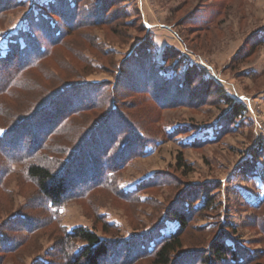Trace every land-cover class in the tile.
Here are the masks:
<instances>
[{"label": "rangeland", "instance_id": "obj_1", "mask_svg": "<svg viewBox=\"0 0 264 264\" xmlns=\"http://www.w3.org/2000/svg\"><path fill=\"white\" fill-rule=\"evenodd\" d=\"M64 1L0 0L1 56L15 48L13 42L24 45L27 29L43 44L33 29L38 13ZM69 1L80 7L79 19L106 13L103 20L110 21L83 26L65 38L28 74L32 92L0 97V264H61L58 243L65 230L76 227L122 244L113 254L128 256L130 248L148 252L162 237L180 231L174 209L188 216L180 234L186 257L177 264H201L197 258L209 254L219 228L228 224L243 248L263 252L253 264H264V0ZM45 15L60 25V19ZM139 47L145 60L152 54L158 63H164V50L172 53L167 69L158 70L160 78L180 77L189 66L198 80L184 94L173 91L178 80L160 86L164 106L159 104L157 87L152 89L158 78L138 70ZM64 80L100 86L99 100L105 101L102 108L73 117L69 135L60 141L72 146L114 108L146 144L127 156L112 181L97 185L90 174L72 192L87 190L56 205L40 197L36 182L1 149L10 151L16 140L4 137L8 115L24 113L32 105L27 100L35 102ZM234 106L242 107L239 114ZM117 154L118 147L113 157ZM205 189L214 203L200 210L198 196Z\"/></svg>", "mask_w": 264, "mask_h": 264}, {"label": "trees", "instance_id": "obj_2", "mask_svg": "<svg viewBox=\"0 0 264 264\" xmlns=\"http://www.w3.org/2000/svg\"><path fill=\"white\" fill-rule=\"evenodd\" d=\"M51 5L54 7L48 5L44 8L47 13L60 19V25L49 20L45 15L46 12H42L44 10L42 8L33 28L44 40L43 44L27 29L22 33L28 34L25 37L21 35L22 38L24 37V45H16V42H13L15 44L11 43V46H15L13 50L7 51L5 56H1L0 53V97L3 95L13 96L14 92L18 91L20 94L32 92L34 89L31 86V79L27 78L28 74L41 67L42 63L54 54L55 48L61 46L65 38L83 26L107 24L110 21L103 20L106 13L100 19L87 20V17L79 19L80 7L76 2L69 0H65L63 3L54 2ZM2 9L7 8L2 7ZM89 11L87 13L91 14L95 10L92 8ZM145 53L142 47L137 49L136 56L140 63L136 65L139 71L145 72L144 75L148 79L158 78V82L152 85V89L157 87L155 90H158L159 93L154 96L163 106L164 104L160 102V86L168 87L171 86L170 83L178 80V87H173V91L184 94L199 78V76H193L196 70L189 66L180 77L160 78L159 71L163 69L164 72V69H167V63H169L172 53L167 50L163 51L164 63L156 62L152 54L148 55L145 60ZM134 57L133 54L132 59ZM144 60L148 61L147 65L143 64ZM148 68L151 71L149 75H146ZM155 68H157L156 71ZM99 87L96 86L93 90L91 84L88 86L85 83L64 80L49 92L39 94V98H35V102L27 100L26 102H32V105L24 113L14 112V114L8 115L10 122L3 128L6 132L4 137L7 138L10 135L16 140H13L12 144L9 143L10 151L7 147L1 151L7 161L13 164L18 163L23 167L26 175L36 182L40 197L43 196L45 201L50 204L60 205L68 197L81 195L83 190H87L89 186L75 193L72 190L75 189L74 186L78 181L82 182L90 174L97 185L112 181V178L125 165L127 156L137 155L140 143H142V147L146 144L141 137L142 141H139L137 132L129 125L126 117L114 108L97 126H92L83 135H78L81 139L76 140L72 146H67L59 140L60 137H65L71 131L73 117L90 109L102 108L105 100H99L101 96L100 90L97 91ZM196 94L197 90H194L191 95L196 96ZM88 95H92L93 99H88ZM234 108V113L237 114L242 109L241 106H234ZM116 127H120V129L118 130ZM119 133L120 135H118ZM134 137H137V140ZM117 147L118 154L114 158V149ZM60 156H64L66 159L59 158ZM103 160L105 161L103 162ZM106 161L108 164H105ZM112 162L116 164H112ZM118 162L121 164H117ZM207 191L205 189L204 193L198 196V200L201 202L200 210L213 206L214 200L207 194ZM263 201L264 199L261 204ZM171 215L178 220L180 231L162 237L148 252L144 250L141 252L135 250L134 252L130 248L128 256L113 254L116 247L122 244L118 241L103 239L92 230L84 227H76L71 231L65 230L58 243L59 250L57 252L60 256L57 262H61V264H132L142 259L152 258L153 264H177L181 258L186 257L181 250L180 234L187 225L186 218L188 216L185 212L179 214L175 209L171 211ZM164 225L158 224L157 227L162 228ZM227 226L226 229H223L224 226L221 225L222 228H219L215 240L209 246V254L202 253L203 256L198 257L196 263L253 264L260 253H263L243 248L241 242L234 235L236 229L232 227V224ZM231 228L232 230L229 232L228 229ZM77 241H81L85 245L78 247ZM128 243L126 242L127 245L123 243V246L127 247ZM1 244V247H6L7 242ZM177 258L178 260L175 261Z\"/></svg>", "mask_w": 264, "mask_h": 264}]
</instances>
